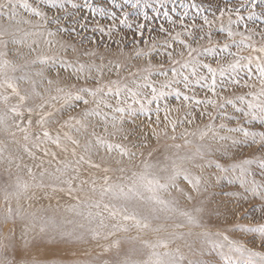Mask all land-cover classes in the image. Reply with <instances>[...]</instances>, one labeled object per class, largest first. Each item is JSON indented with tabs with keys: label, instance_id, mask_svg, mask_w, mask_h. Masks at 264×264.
Returning a JSON list of instances; mask_svg holds the SVG:
<instances>
[{
	"label": "snow or ice",
	"instance_id": "6c2138e0",
	"mask_svg": "<svg viewBox=\"0 0 264 264\" xmlns=\"http://www.w3.org/2000/svg\"><path fill=\"white\" fill-rule=\"evenodd\" d=\"M204 4L0 0V264H264V0Z\"/></svg>",
	"mask_w": 264,
	"mask_h": 264
},
{
	"label": "rangeland",
	"instance_id": "374dc122",
	"mask_svg": "<svg viewBox=\"0 0 264 264\" xmlns=\"http://www.w3.org/2000/svg\"><path fill=\"white\" fill-rule=\"evenodd\" d=\"M185 2H189L190 3V0H185ZM198 2H200V0H198ZM232 2L235 3L236 0H232ZM177 3H179V0H177ZM204 6L207 7V0H205ZM22 18H27V17L26 16H22ZM23 27H27V26L25 25ZM154 27H155V25H154ZM129 39H131V34H129ZM163 39H164V36L163 35H159V36L156 37V41L155 42L160 43V42L163 41ZM24 50L26 51V49H24ZM127 50L130 51L131 49H127ZM165 66H167V65H165ZM169 101L174 104V98L170 97ZM145 130L147 132L151 131L150 128H146ZM165 143H166V141L162 139L161 142H160V146H158L156 144V141L152 140L150 142V147L153 148V149L159 147V150L163 151L162 145H164ZM167 143H171V141H167ZM144 151H145V154L147 155L148 149H145ZM251 151L252 150H248L247 154H250ZM137 163H139V161H137ZM13 179H14V174L13 175H9V173L5 172L3 170V168H0V180H5V181L11 182V180H13ZM226 190H234V186L232 188H226ZM71 203H74V201H71V200H68L67 198H65L64 200H61L60 207L57 209L56 205H55V202H53V209L55 210L58 219L61 218V217H68V218H72L73 217V214L67 212L66 209H65V205L66 204H71ZM45 206H47V202H45ZM250 208H251V204H249V203H245V202L241 201L239 204H237V203H235L233 201L232 203L228 204L227 211L229 212V214L234 212L235 215L234 216L230 215V219L228 220L227 224H222L220 226L222 228H231L236 223H245V224H247L248 221H244V220H242L240 218L244 215L245 211L250 209ZM48 214L52 215L53 212L49 211ZM2 227H3V232L6 234L8 228L11 227V225L2 226ZM225 234H228V233L226 232ZM230 238H234V237L230 236ZM236 238H238V237H236ZM242 242H243V240H242ZM254 250L264 251V249H260L258 245L254 248ZM212 256L215 258V260L219 261V264H243V259H244L243 257L239 256V254H232L227 259H225V258H222L215 251L212 252Z\"/></svg>",
	"mask_w": 264,
	"mask_h": 264
}]
</instances>
